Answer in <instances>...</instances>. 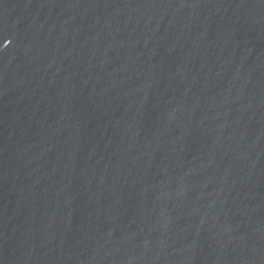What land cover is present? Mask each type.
<instances>
[{
    "label": "water",
    "instance_id": "95a60500",
    "mask_svg": "<svg viewBox=\"0 0 264 264\" xmlns=\"http://www.w3.org/2000/svg\"><path fill=\"white\" fill-rule=\"evenodd\" d=\"M0 264H264V0H0Z\"/></svg>",
    "mask_w": 264,
    "mask_h": 264
}]
</instances>
